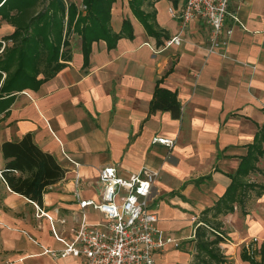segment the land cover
<instances>
[{"label": "crops", "instance_id": "obj_1", "mask_svg": "<svg viewBox=\"0 0 264 264\" xmlns=\"http://www.w3.org/2000/svg\"><path fill=\"white\" fill-rule=\"evenodd\" d=\"M62 1L64 38L67 7L74 3L81 8V0ZM160 1L143 0L139 9L152 12L157 29L170 37L181 22L168 9L178 14L185 0H166V14L157 7ZM124 20L130 22L131 34L111 47L102 38L93 40L87 58L79 35L69 33L58 59L64 65L37 88L14 92L0 113V143L29 132L66 169L62 179L47 187L41 207L0 181V264H84L82 256L52 258L43 248L58 251L64 247L58 238L72 239L68 228L81 213L71 179L77 171L84 180L82 198L98 199L95 180L101 166H115L124 176L142 166L159 172L149 194L156 226L180 246L157 250L155 264H190L191 217L198 220L199 212L225 191L230 174L255 145L263 154L253 161L247 180L258 191L248 192L232 212L220 216L227 236L220 247L227 258L223 264L264 263V0H230L225 18L233 30L225 49L229 58L207 54L210 28L200 18L186 24L179 45L162 50L165 38L157 43L130 0H113L111 31L120 32ZM8 31L0 36L13 29ZM158 81L176 93L178 118L168 111L149 112ZM154 136L174 143H152ZM85 218L100 221L103 216L88 206ZM254 237L259 241L250 242Z\"/></svg>", "mask_w": 264, "mask_h": 264}, {"label": "trees", "instance_id": "obj_2", "mask_svg": "<svg viewBox=\"0 0 264 264\" xmlns=\"http://www.w3.org/2000/svg\"><path fill=\"white\" fill-rule=\"evenodd\" d=\"M113 0H81L80 6L70 3L67 7L66 31L63 38L65 4L62 0H0V19L13 27L10 34L0 36V113L12 102L13 93L35 89L45 79L53 76L64 64L59 62L64 54L67 35L72 31L79 35L87 58L90 43L96 39L106 40L113 46L117 38L130 35V22L124 20L122 30L112 32L110 9ZM143 0H130V7L145 29L161 43L167 38L157 29L152 12L139 9ZM4 41V44L3 42ZM2 72L5 73L3 77ZM42 74L41 77H38ZM181 104L175 92L156 84L149 102V112L168 111L173 118L180 116ZM264 141V132H260ZM253 147V146H251ZM240 160L238 169L230 174L225 191L210 206L199 212L192 240L193 256L190 264H223L226 256L220 244L227 240L222 230L221 215L234 210V205L246 194L256 190L257 184L248 182L253 161L263 154L262 147L248 151ZM66 169L55 157L42 150L27 132L19 139L0 143V181L11 191L42 206L47 187L64 177ZM246 260L249 256L242 254ZM264 264V263H260Z\"/></svg>", "mask_w": 264, "mask_h": 264}, {"label": "built area", "instance_id": "obj_3", "mask_svg": "<svg viewBox=\"0 0 264 264\" xmlns=\"http://www.w3.org/2000/svg\"><path fill=\"white\" fill-rule=\"evenodd\" d=\"M230 0H185L178 14L173 7L168 11L178 17V32L164 39L161 50L179 45L186 24L200 18L210 28L205 50L207 54L229 58L225 49L232 35V28L225 26ZM148 44V43H146ZM152 143L172 146L169 138L154 136ZM159 172L147 166L128 175H120L115 166L96 169L95 184L99 186V198H82L84 180L76 171L71 179L72 194L81 216L74 219L68 232L71 240L58 238L64 247L55 251L43 248L52 258L67 255L82 256L84 264H155L154 254L165 246L178 248L180 243L171 235L163 234L156 226L158 217L149 200V194ZM90 206L103 216L100 221H87L85 210ZM49 219L50 216H47ZM195 228L202 224L191 217ZM256 241V238H254Z\"/></svg>", "mask_w": 264, "mask_h": 264}, {"label": "rangeland", "instance_id": "obj_4", "mask_svg": "<svg viewBox=\"0 0 264 264\" xmlns=\"http://www.w3.org/2000/svg\"><path fill=\"white\" fill-rule=\"evenodd\" d=\"M164 3H166V0L160 1L158 3L157 7L160 8L163 11L164 14H166L165 13L166 12V6L164 7ZM11 29H13V27L10 24H8L5 20L0 19V35H2L4 32H7L8 30H11ZM8 32H10V31H8ZM260 159H261L260 160V165L263 168L264 167V155ZM260 179H261V185L264 186V173H261ZM0 185H1V182H0ZM249 207H250V205L248 207H245V208H249ZM224 232H225V230H224ZM254 238L253 239H250V242L252 241V242L255 243V242H258L259 241L257 238H256V241H254Z\"/></svg>", "mask_w": 264, "mask_h": 264}]
</instances>
